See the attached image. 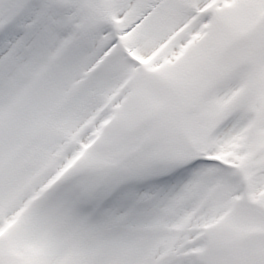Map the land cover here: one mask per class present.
<instances>
[{"label": "snow or ice", "instance_id": "6c2138e0", "mask_svg": "<svg viewBox=\"0 0 264 264\" xmlns=\"http://www.w3.org/2000/svg\"><path fill=\"white\" fill-rule=\"evenodd\" d=\"M0 264H264V0H0Z\"/></svg>", "mask_w": 264, "mask_h": 264}]
</instances>
